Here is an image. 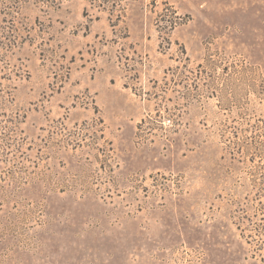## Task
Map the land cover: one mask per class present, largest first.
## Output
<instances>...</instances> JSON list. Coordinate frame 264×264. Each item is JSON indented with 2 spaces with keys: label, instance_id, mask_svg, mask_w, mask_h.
Listing matches in <instances>:
<instances>
[{
  "label": "rangeland",
  "instance_id": "rangeland-1",
  "mask_svg": "<svg viewBox=\"0 0 264 264\" xmlns=\"http://www.w3.org/2000/svg\"><path fill=\"white\" fill-rule=\"evenodd\" d=\"M0 264H264V0H0Z\"/></svg>",
  "mask_w": 264,
  "mask_h": 264
}]
</instances>
